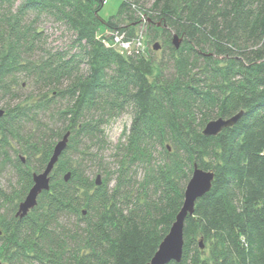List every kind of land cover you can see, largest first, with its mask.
Segmentation results:
<instances>
[{
    "label": "trees",
    "instance_id": "obj_1",
    "mask_svg": "<svg viewBox=\"0 0 264 264\" xmlns=\"http://www.w3.org/2000/svg\"><path fill=\"white\" fill-rule=\"evenodd\" d=\"M105 2L0 0V91L10 94V78L20 74L44 90L69 81L55 92L66 102L55 113L61 128L31 141L21 135L22 122L34 123L53 106L47 94L36 105L5 108L0 118L1 148L9 137L24 141L22 199L66 133L67 150L78 151L83 140L100 142L110 119L133 117L117 147L118 168L104 171L100 186L65 151L50 190L28 216H16L18 205L11 216L0 214V264H149L183 207L196 165L215 179L186 219L182 261L169 264H264V0H152L142 11L156 39L162 32L167 62L105 46L101 28L136 38L131 21L139 0H123L108 19ZM42 16L73 34L74 53L25 61L44 35L36 25ZM239 113L233 127L203 135L209 122ZM139 166L151 169L141 179Z\"/></svg>",
    "mask_w": 264,
    "mask_h": 264
},
{
    "label": "rangeland",
    "instance_id": "obj_2",
    "mask_svg": "<svg viewBox=\"0 0 264 264\" xmlns=\"http://www.w3.org/2000/svg\"><path fill=\"white\" fill-rule=\"evenodd\" d=\"M123 0H106L105 6L101 13L104 19H108L112 16H116L120 5ZM152 5V0H139L137 9L133 10V14L136 16V23L134 19L131 21L133 27L135 28L138 44L142 47L144 55L148 58L155 60L156 62L165 61L169 57L168 50L164 44L161 31H159V37L155 38V32L151 29L150 23L147 22L145 18V13L142 11L144 9H149ZM140 13H142L140 15ZM31 17L29 18V20ZM129 21H124L125 25H129ZM38 31H43L44 35L36 43V48L32 52L24 55L25 61L40 62L45 59L46 55H54L57 52H70L74 53L75 50L71 49L74 36L69 32L63 25L57 22L54 18L47 16H42L38 23L36 24ZM99 37H106L111 34V29L101 28ZM158 31V30H157ZM159 46L156 50L155 46ZM125 53L124 56H127ZM129 56V55H128ZM17 83H16V81ZM10 81H15V83H9L11 87V93L5 94L0 91V111H4L6 114L7 107L13 109L15 107H28V105H33L40 103L45 94L49 98L54 100L53 106L49 108L48 112H40L33 118L35 122H25L19 126L21 127V135L24 139L31 141V139L36 136L40 137L41 134L49 129L61 128V124L57 123L56 112L66 105L59 97L55 95L57 90L64 91L68 88L69 81L65 80L61 82L57 87H51L50 89H45L42 84L36 81V78H32L29 75L20 74L18 76H13ZM56 90V91H54ZM54 91V93H53ZM4 114V116H5ZM3 116V117H4ZM1 117V118H3ZM132 115L130 113H123L120 116L110 119L108 122L104 123L101 129L104 131V138L100 141H85L81 142L78 147V151L66 150L67 158H72L75 165L81 164L84 169H87L90 177L97 181L98 176L101 180L105 178V172H111L118 168L117 165V147L123 144L128 135L130 125L132 122ZM38 122L41 123L38 127ZM72 138V134L70 139ZM9 145H5L3 148L0 147V192L6 196V200L0 195V214L1 218H7L11 216L12 210L15 205H19L24 199L21 198L25 182L18 175V170L20 165L18 160H22L25 163V151L24 143L18 140H14L9 137ZM62 139V138H61ZM57 140V143L61 140ZM69 139V144H70ZM22 143V144H20ZM155 155V161H160L161 157L159 153L162 150H157ZM86 154V155H84ZM163 154V153H162ZM151 171L147 167H138L135 169L139 179ZM53 175V174H52ZM113 186V182H111ZM67 227L71 228L74 219L67 221Z\"/></svg>",
    "mask_w": 264,
    "mask_h": 264
},
{
    "label": "water",
    "instance_id": "obj_3",
    "mask_svg": "<svg viewBox=\"0 0 264 264\" xmlns=\"http://www.w3.org/2000/svg\"><path fill=\"white\" fill-rule=\"evenodd\" d=\"M181 39L176 36L174 45L176 49L180 48ZM158 50L159 46H155ZM4 111H0V118L4 116ZM243 113L229 118H219L209 122L203 131V135L207 137L218 136L224 129L233 127L241 118ZM71 132L66 133L63 138L57 143L53 149V154L46 166L40 173H34L33 186L29 190L27 196L18 205L16 216L24 218L38 205L39 197L43 192L49 191L51 186L52 174L55 166L59 162L63 153L69 146ZM70 174L65 176V181L70 180ZM215 179L214 172L204 171L197 165L194 168L193 175L185 190V200L183 207L178 213L175 222L173 223L168 235L164 238L159 246V249L149 264H169L170 262L180 263L183 258L184 249V228L186 219L192 216L195 212L196 203L198 200L206 196L212 189ZM96 184H102L101 177L98 176Z\"/></svg>",
    "mask_w": 264,
    "mask_h": 264
},
{
    "label": "built area",
    "instance_id": "obj_4",
    "mask_svg": "<svg viewBox=\"0 0 264 264\" xmlns=\"http://www.w3.org/2000/svg\"><path fill=\"white\" fill-rule=\"evenodd\" d=\"M102 42L108 48H113L119 51L122 55L125 53L131 54L134 50L143 51L142 47L139 46L137 37L133 40L127 39L125 33L119 31H112L109 36L102 39Z\"/></svg>",
    "mask_w": 264,
    "mask_h": 264
},
{
    "label": "bare ground",
    "instance_id": "obj_5",
    "mask_svg": "<svg viewBox=\"0 0 264 264\" xmlns=\"http://www.w3.org/2000/svg\"><path fill=\"white\" fill-rule=\"evenodd\" d=\"M133 27V26H132ZM134 28V27H133ZM111 31H115V30H111Z\"/></svg>",
    "mask_w": 264,
    "mask_h": 264
}]
</instances>
